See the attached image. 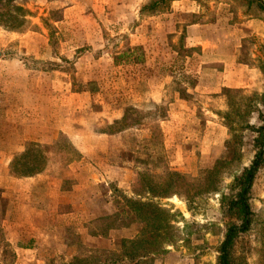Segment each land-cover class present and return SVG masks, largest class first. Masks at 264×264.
<instances>
[{
    "label": "rangeland",
    "instance_id": "obj_1",
    "mask_svg": "<svg viewBox=\"0 0 264 264\" xmlns=\"http://www.w3.org/2000/svg\"><path fill=\"white\" fill-rule=\"evenodd\" d=\"M154 1L15 0L24 24L0 22V132L22 128L18 118L33 100L44 113L57 103L59 127L69 132L51 145H26L10 173L38 159L43 172L52 166L67 179L64 188L71 178L83 185L82 216L53 220L55 246L40 241V261L27 254L26 264H70L147 234L149 206L125 218L128 227L99 235L102 219L121 214L120 195L159 206L171 226L163 254L145 264H218L227 227L239 224L228 205L255 158L264 116V12L244 0H164L144 9ZM74 133L90 139L85 156ZM81 158L85 168L72 172L67 166ZM171 177L177 182L163 190ZM249 205L252 221L234 241L232 264H264V164ZM2 237L0 264H16Z\"/></svg>",
    "mask_w": 264,
    "mask_h": 264
},
{
    "label": "crops",
    "instance_id": "obj_2",
    "mask_svg": "<svg viewBox=\"0 0 264 264\" xmlns=\"http://www.w3.org/2000/svg\"><path fill=\"white\" fill-rule=\"evenodd\" d=\"M149 97L155 100L156 96L151 92ZM1 102L3 101H0V108L3 105ZM26 103L28 106L26 109L23 108V117L18 118L21 120L22 123L20 124L23 127L17 128L15 126L11 132H0V201L3 206V208H0L2 209L0 210V232L3 241L18 256L16 264L29 263L26 259L23 260V256L27 254H31L32 257L34 255L35 262L40 261L39 256L35 257V254L41 249V245L38 246L40 241H43L47 246H55V242L51 240V234L57 232V228H53V220L58 224H63L64 221L68 224L73 217L82 216L81 207L85 209L83 198H81L83 189H81L82 184L80 181L71 178L70 181L73 183L71 189L64 188L63 180L67 181V179H62L59 171H55L52 166L46 171L31 177L23 178L11 175L10 167L13 158L22 154L26 145H51L57 141L60 132L69 135L67 130L59 127L61 119L54 111L53 106L57 103L53 104L46 113L41 111L42 107L39 108L41 104L36 103L35 100ZM67 105L68 103H66ZM7 107L6 104L3 109L8 112ZM18 119H12L11 121L17 122ZM65 121H68V124L71 120L67 118ZM44 122L48 123V127L44 125ZM54 123L58 125L52 126ZM70 136L74 138V142H77H75V146L79 153L85 156L89 148L90 139L88 140V135L74 133ZM84 160L85 158H81L79 162L71 163L67 167L73 170L72 172L82 170L80 166L83 167L81 163ZM64 205H66V211H62L61 206L64 207ZM64 225H58V228L61 229L65 227ZM79 249L84 248L79 245L76 246L73 254L76 255Z\"/></svg>",
    "mask_w": 264,
    "mask_h": 264
},
{
    "label": "trees",
    "instance_id": "obj_3",
    "mask_svg": "<svg viewBox=\"0 0 264 264\" xmlns=\"http://www.w3.org/2000/svg\"><path fill=\"white\" fill-rule=\"evenodd\" d=\"M15 0H0V22L5 24L8 28L15 29L19 28L22 23L24 24L25 15L23 10V19L21 18V8L12 5ZM249 5L255 4L256 7L264 12V2L263 0H244ZM164 0H155L149 3L144 9L154 10L159 7ZM10 10H13L10 11ZM132 51L125 52V55L132 57ZM262 118V125L256 130V138L254 139V144L256 148L255 158L249 168L245 169L241 176L237 178L235 187L237 193L229 201V211L233 217L239 220V224H231L227 227L225 238L220 248V255L218 258V264H232L230 259V251L234 245L235 239L238 234L244 233L249 229L252 221V211L249 205V196L252 188L254 177L264 164V116ZM29 150V148H28ZM27 150V151H28ZM33 150V149H32ZM26 151V152H27ZM25 152V153H26ZM23 154V157L25 156ZM20 157V156H19ZM18 157H14L11 167L16 163ZM38 158V157H37ZM45 169L43 162L36 159L34 162L29 164L22 172L16 171V168H12L11 172L14 177H19L20 175L24 177H31L33 175L43 172ZM177 182L173 177L169 179L168 185L163 190H168L173 187V184ZM152 193L153 190L151 189ZM162 193V191H161ZM157 194V196L165 197L164 194ZM120 198L124 202V205L120 208L121 214H116L112 216H106L102 221L105 222L106 231L99 233V235H105V232H109L112 229L126 228L128 227L123 221L132 217V212L138 208L149 206L151 212L154 214L153 218L149 221L152 223L153 228L146 234L143 233L136 239H123L116 245L115 251L103 250L95 254L86 255L84 257L75 256L72 258L70 264H145V262L152 256H159L165 251V244L168 242L167 231L171 226L164 220L165 211L159 206L151 203H141L140 200H134L132 198L120 195ZM130 208L129 212H125L123 208ZM134 211V212H135ZM123 218H120L123 216ZM117 221V222H116ZM119 221V222H118ZM118 223V224H116Z\"/></svg>",
    "mask_w": 264,
    "mask_h": 264
}]
</instances>
